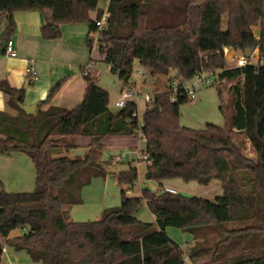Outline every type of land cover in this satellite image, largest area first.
<instances>
[{"label":"trees","instance_id":"1","mask_svg":"<svg viewBox=\"0 0 264 264\" xmlns=\"http://www.w3.org/2000/svg\"><path fill=\"white\" fill-rule=\"evenodd\" d=\"M101 1L0 0V19L9 18L0 39L14 32V13L29 11L44 14L45 40L58 39L63 24L90 23L91 35L97 26L90 13ZM106 13L101 61L122 88L135 82V62L158 86L143 115L146 179L161 184L181 178L203 186L219 180L224 196L211 201L147 188L141 197L129 198L123 189L120 206L99 220L70 221L66 208L83 203L82 187L110 174V162L101 160L104 140L138 137L136 104L112 111L96 69L83 68L87 87L80 105L38 109L36 117L28 118L19 107L24 90L1 82L17 115L0 111V154H26L37 178L33 192L0 193L1 237L33 264H186L182 246L166 233L175 228L192 236L186 252L190 264H264V0H110ZM226 48L244 56L258 50L259 61L229 68ZM208 72L217 77L211 85L220 94L226 127L208 124L205 130H191L180 124V106L189 100L180 88L173 101L169 88L176 80L190 82ZM225 81L235 82L227 88L233 98L231 114L219 86ZM70 137L89 139L84 158L63 157L75 148L67 141ZM248 147L253 157L246 155ZM114 176L119 186L130 188L139 177L133 164ZM144 203L154 223L136 218ZM19 228L23 235L9 239ZM3 254L0 246V263Z\"/></svg>","mask_w":264,"mask_h":264},{"label":"rangeland","instance_id":"2","mask_svg":"<svg viewBox=\"0 0 264 264\" xmlns=\"http://www.w3.org/2000/svg\"><path fill=\"white\" fill-rule=\"evenodd\" d=\"M226 18V16L223 18V28L226 27ZM259 31L260 29L256 27L254 30L255 35L258 36ZM241 55H244V53L240 51L236 52L234 56L240 57ZM234 56H226V59L228 60L227 67H237V60L233 59ZM246 60H249V62L254 65H256L259 61L258 55L255 54V52L249 51L247 52ZM96 63L98 64L97 69L99 70V74L103 76L104 81H108L109 76L108 74H105L107 68L109 67L108 64H105L100 60ZM135 63V71L132 79L136 82V88H140L143 94L155 93L157 86L155 79L151 77L150 72L147 69L142 68L138 62ZM171 76H173V73H171L170 77ZM165 80L160 82L161 85L159 88H163L164 82H168L167 79ZM234 83V81H225L219 85L221 86V89L224 93L223 103L225 109L230 114L232 112L231 108L233 104V98L228 92L227 88ZM110 85L116 87V90H120L122 88L121 83L117 79L115 81L112 79V81H110ZM195 90L197 93V98L187 104L180 106L181 126L191 130H205L208 124L225 128L226 119L220 109L222 102L220 94L217 90V86H212L211 84H200L196 86ZM111 109L112 111H117L113 104ZM138 110L141 114L145 113V105L143 104L142 100H138ZM67 141L70 145H76L77 147L65 152L63 157L67 156L73 160L82 159L85 157L89 150V146L87 145L89 141L87 138L70 137ZM105 144L107 145L103 148L101 160L107 163L110 162V174L107 175L106 178L102 176L94 177L88 185L82 187L80 193L83 203L81 205H73L69 208H66L69 209L70 212V221L84 222L99 220L107 210L115 209V207L120 206L121 191L123 189L128 192L127 196L129 198L141 197L143 189L148 188L153 192L159 193L163 192L166 187L173 188L183 196H196L211 201L217 197L224 196V189L222 188V184L219 180H213L208 186H203L197 182L187 183L181 178L168 179L163 181L161 184L154 180L146 179L145 173L147 164L143 159V151L145 150L146 145L141 143L138 138H136V136H129L125 138L113 136L107 140ZM135 147L139 148V152L135 151ZM245 153L247 156L253 157L249 147ZM123 154L126 155V159L124 161L117 162L114 160L115 157L121 156ZM131 164L137 167V173L139 175L137 183L131 188L128 186L121 187L119 186L117 178L114 176V174L128 171ZM36 181L37 178L35 164L26 154H0V193L2 191L8 193L33 192L36 187ZM136 218L147 224L155 222L153 214L145 203L136 213ZM21 231L24 230L19 228V232L16 233L18 234V237L19 235H23L24 232ZM166 233L177 244L182 246L183 253L185 257H187L184 248L192 243V236L175 228H167ZM1 240L2 242H0V244H4L5 247H7V249H9L11 252L12 249L7 245V243L3 242V239ZM186 250H188V248ZM12 253L14 252L12 251ZM22 253L24 254L23 256L29 258L25 252ZM185 262L186 264H190L189 260H185ZM0 264H2V262ZM4 264L9 263L4 262ZM30 264H33V262L31 261Z\"/></svg>","mask_w":264,"mask_h":264},{"label":"crops","instance_id":"3","mask_svg":"<svg viewBox=\"0 0 264 264\" xmlns=\"http://www.w3.org/2000/svg\"><path fill=\"white\" fill-rule=\"evenodd\" d=\"M109 4L110 0H102L99 3L97 10L90 13L92 22L98 19L99 12L106 13ZM12 18L15 22L14 32L7 39H0V83L8 82L11 88L24 90V105L31 106L40 102L38 109L43 111L48 110L49 107L76 108L85 97L87 87L82 69L94 61L99 85L108 92L111 108L119 98L122 88L116 90V87L110 85L112 79L114 81L117 79L111 74L110 66L105 73L109 76L108 81H104L103 76L99 74L96 62L101 61L102 58L98 51L92 52L88 47L91 33L90 23L63 24L60 27L61 35L58 39L45 40L41 33L45 25V17L42 12H16ZM8 21L9 18L6 16L0 19V38ZM8 39L14 42L15 50L18 52V56L15 58L6 55L5 47ZM224 52L225 56L229 57L236 53L232 48H226ZM255 54L258 55V50L255 51ZM57 86H59L58 89L49 99V93ZM46 101L48 102L43 104ZM9 103L10 98L0 89V111L16 116L17 110L12 108ZM109 139L110 137L106 138L104 144ZM87 145H90L89 142ZM75 147L77 146L75 145ZM17 232L19 230L13 231L9 239L18 237ZM1 239L6 243V239L0 235V242H2ZM0 246H4L2 264L4 262L9 264L31 263V259L23 256L22 252L17 253L12 250L14 252L12 253L4 244L1 243ZM184 249L187 252V247Z\"/></svg>","mask_w":264,"mask_h":264},{"label":"built area","instance_id":"4","mask_svg":"<svg viewBox=\"0 0 264 264\" xmlns=\"http://www.w3.org/2000/svg\"><path fill=\"white\" fill-rule=\"evenodd\" d=\"M104 16L101 19L96 20V26L97 29L94 30V32L90 35V43H91V50L92 52L98 51L99 46H100V39L102 37V30L106 27L107 20L109 15L107 13L103 14ZM6 55L10 58H15L18 56L17 50H15L14 47V42L13 41H8L6 43ZM225 53V52H224ZM226 57V56H225ZM247 56L241 55L240 57H233L234 60H237V67L240 66H245L247 64H251L249 60H246ZM96 64L90 63L86 67V70L88 72L90 71H95ZM217 80V77L213 72H208V73H201L197 75L192 81L190 82H183L181 80H176L173 84H171L169 91H171L172 94H174V99L173 101L177 100V93L179 92L180 88H182V94L186 96V98L190 101H193L197 98V93H196V86L200 84H213ZM119 98L113 103V106L117 109H124L128 102H134L136 104V109L133 113V120L137 123V126L139 127L138 130V140L141 143H144L146 145V140L143 137L142 134V128H143V115L141 114L140 111L138 110V100H142L143 104L145 105V108L147 105L152 104L154 101V93L149 94V93H142L140 88H136V82L128 84V86L123 87L120 94ZM135 151L139 152V148H136ZM144 152V151H143ZM147 155L143 153V159L146 160ZM126 159V155L123 154L121 156L115 157L114 160L117 162H122ZM140 160V159H138ZM163 191L169 192L171 194H178L177 191L166 187ZM186 261L189 260L188 257L185 259Z\"/></svg>","mask_w":264,"mask_h":264},{"label":"water","instance_id":"5","mask_svg":"<svg viewBox=\"0 0 264 264\" xmlns=\"http://www.w3.org/2000/svg\"><path fill=\"white\" fill-rule=\"evenodd\" d=\"M39 106H40V102L34 103L31 106L19 103V107L23 110L24 114H26L28 118L37 116V110Z\"/></svg>","mask_w":264,"mask_h":264},{"label":"bare ground","instance_id":"6","mask_svg":"<svg viewBox=\"0 0 264 264\" xmlns=\"http://www.w3.org/2000/svg\"><path fill=\"white\" fill-rule=\"evenodd\" d=\"M229 55V54H228Z\"/></svg>","mask_w":264,"mask_h":264}]
</instances>
